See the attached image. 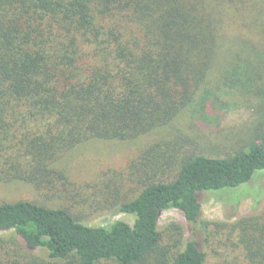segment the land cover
I'll return each instance as SVG.
<instances>
[{"label":"trees","instance_id":"trees-1","mask_svg":"<svg viewBox=\"0 0 264 264\" xmlns=\"http://www.w3.org/2000/svg\"><path fill=\"white\" fill-rule=\"evenodd\" d=\"M261 4L0 0V185L35 194L0 202V264H264V206L212 222L200 197L264 170V74L248 91L213 77L230 46L264 68V22H243L244 9ZM230 9L246 29L235 37L225 26ZM249 103L253 132L226 155L186 147L192 137L152 136L182 116L205 126ZM95 140L129 143L130 158L96 180L74 179L69 156ZM171 208L184 213L187 240L180 224L159 228ZM99 211L134 221L86 220Z\"/></svg>","mask_w":264,"mask_h":264},{"label":"rangeland","instance_id":"rangeland-1","mask_svg":"<svg viewBox=\"0 0 264 264\" xmlns=\"http://www.w3.org/2000/svg\"><path fill=\"white\" fill-rule=\"evenodd\" d=\"M257 1L262 2L259 9L253 11L247 7L244 9L247 16L244 17L243 22L246 27L255 23L256 19H261L264 22V0ZM230 11L226 13L227 22L225 26L230 37H235L237 32H246V29L240 26L238 22L242 19L241 15L238 13L233 15L232 13L235 10L230 9ZM248 14L254 16V18L252 19ZM252 31L256 32V28L254 27ZM248 34L256 38L254 33H252L253 35ZM235 50L236 47L234 46L223 50L222 57L217 61L213 77L214 80L222 76L228 77L238 85L237 91H248L255 88L256 83L259 81L258 78L264 74V68L261 67L263 61L238 59L234 55ZM232 98L238 101L240 105L248 103L247 100H242L237 94H234ZM255 101H259V99H255ZM255 103L251 105L249 103V106H246L245 109L235 107L228 110V112H223L220 120H215L211 124L206 123L205 126L196 125L192 119L182 116L171 125L170 129L162 128L152 133V136L156 138L161 136L165 138L173 137L178 143H182L186 137L189 140L192 137L191 141L194 143L192 142L193 144L186 147L196 148L197 152H203L210 156L226 155L234 151L237 143L241 141L242 135L247 132L252 134L256 123L248 122L249 120H246V117L251 116L249 113L255 108ZM131 153L132 147L126 142L91 141L69 156L71 174L74 179L79 181L96 180L103 174H109L115 168L121 169L127 163ZM254 180H257L256 185H251ZM253 181L236 188L202 192L200 196L203 211L202 218L212 222H232L242 215L260 212L264 206V170L257 171ZM34 198V192L24 184L0 185V202ZM78 209L80 210V208ZM120 219L132 223L134 216L126 213L99 211L89 215L86 220L94 225H110ZM174 223L182 225L187 230L184 238V240H187L190 234L184 213L177 208L163 210L159 220V228L168 231V228ZM5 235H7L6 232L0 231V236ZM218 250L219 252L222 251L221 248ZM214 259L217 261L223 258L213 257L212 262H214Z\"/></svg>","mask_w":264,"mask_h":264}]
</instances>
